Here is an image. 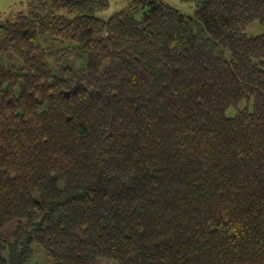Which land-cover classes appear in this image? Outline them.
Listing matches in <instances>:
<instances>
[{
    "label": "trees",
    "instance_id": "1",
    "mask_svg": "<svg viewBox=\"0 0 264 264\" xmlns=\"http://www.w3.org/2000/svg\"><path fill=\"white\" fill-rule=\"evenodd\" d=\"M181 1L0 21V264H264V0Z\"/></svg>",
    "mask_w": 264,
    "mask_h": 264
},
{
    "label": "rangeland",
    "instance_id": "2",
    "mask_svg": "<svg viewBox=\"0 0 264 264\" xmlns=\"http://www.w3.org/2000/svg\"><path fill=\"white\" fill-rule=\"evenodd\" d=\"M32 0H0V21L10 12H17ZM128 1L130 0H108V6L104 9L98 10L96 16L102 20H107L114 13L125 9ZM162 1L169 6L186 14H192L193 6L190 3L181 0H158ZM264 32V28L257 22L252 23L246 29L248 36H258ZM33 261L35 264H54L47 254L42 250H37L34 254Z\"/></svg>",
    "mask_w": 264,
    "mask_h": 264
}]
</instances>
